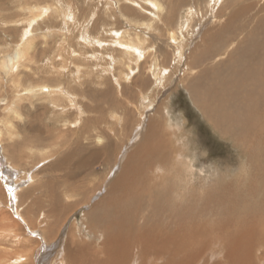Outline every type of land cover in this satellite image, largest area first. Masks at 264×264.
<instances>
[{
	"label": "rangeland",
	"instance_id": "rangeland-1",
	"mask_svg": "<svg viewBox=\"0 0 264 264\" xmlns=\"http://www.w3.org/2000/svg\"><path fill=\"white\" fill-rule=\"evenodd\" d=\"M162 2L165 10L158 12L156 0H0V62L15 52L19 43H28L15 73L7 74L0 69V153L18 170L13 174L14 179L29 180L28 174L34 176V182L24 188H30L31 196H21L19 209L29 226L40 230L46 239L45 243L39 237H30L29 227L8 207H12L11 195L1 181L0 172V264H10L18 256L24 258L21 264H108L104 238L98 232L101 228H94L90 220L92 204L98 197L107 196L105 192L121 169V156L115 164V148L134 141L136 136H129L136 129L142 139L134 147L144 145L146 138H151L140 157L145 158L148 150L156 151L160 153L156 160L162 164L152 167L168 169L162 171L159 179L149 174V180L155 184L150 188L152 195L164 193L176 198L177 193L188 195L197 190L194 200L220 202L218 211L226 208L222 205L226 201L236 208L235 216L241 208L235 201L243 190H254L249 197L254 200L252 205L258 206L254 209L264 203V157L259 165L250 152L253 136H257L254 132L258 134L260 128H255L254 135L250 134L244 141L235 142L234 136L223 135L216 128L214 123L220 122V118L214 116L212 121L195 104L199 97L195 90L202 73L230 59L224 53V58L216 61L221 56L210 59L207 57L210 53H206L212 33L223 20L218 18L214 22L212 16L197 15L195 7L201 6L196 0H187L186 5L181 0ZM198 2H204L203 10H206L208 0ZM220 2L226 6L230 0ZM191 7L195 13L188 18L187 8ZM41 9L49 11L40 16ZM171 37L180 42L173 44ZM244 38L245 33L238 36V40ZM31 42L33 47H29ZM131 47H138L139 52L137 49L132 54ZM180 48L181 60L176 58ZM226 48L229 49L226 46L223 52ZM155 60L159 69L164 68L165 76L161 79L153 75V66L148 68ZM212 73L216 76L217 69ZM38 84L62 85L72 95V102L67 103L63 96L54 101L43 93L34 96L23 92ZM256 94L250 88L232 101L234 105L245 106L249 96L254 103H262L264 98ZM77 102L84 112L81 118ZM144 102L147 107L142 106ZM149 104L153 105L148 107ZM257 109L253 111L264 116V108ZM12 110H19V114ZM122 122L130 133L118 131ZM79 128H87V132L78 131ZM114 130L118 131V137ZM106 135H110L109 139ZM77 136L82 137L85 145L96 144L101 137L104 143L111 142L112 150L106 153V159L85 164L78 157L80 152L72 155ZM86 146L88 151L87 154L82 151L83 156L89 155L92 148ZM125 148L129 147L125 145ZM76 149L80 151L79 146ZM5 160L6 169H10ZM187 160L195 162L192 170L195 179L193 185L184 189L188 180L181 165ZM201 168L209 179L200 177ZM4 172L8 175V171ZM141 177L146 180L148 175L144 172ZM142 211L148 213L145 207ZM39 246H43L40 258ZM78 249L84 251V256L77 255ZM218 249L220 245L213 244L203 254L209 256L210 250ZM255 254L264 258V248L259 247ZM132 260L122 264H132Z\"/></svg>",
	"mask_w": 264,
	"mask_h": 264
},
{
	"label": "bare ground",
	"instance_id": "bare-ground-1",
	"mask_svg": "<svg viewBox=\"0 0 264 264\" xmlns=\"http://www.w3.org/2000/svg\"><path fill=\"white\" fill-rule=\"evenodd\" d=\"M186 1L187 0H181L180 3L186 5ZM198 1L199 0H196L201 8L195 7V12H199L197 15L203 18L212 16L215 18L214 22H218V18L223 20V24L219 25V27L215 29V32L212 33L210 43L206 48V53H210L207 57L211 59L215 56H221L216 59L217 61L224 58L225 55L223 54L226 53L230 59L224 62L222 66L217 65L207 68L208 70L205 69L206 71L202 73L199 87L195 90L198 91L197 93L199 95L198 101H195V104L200 111L203 110L202 113L204 112L203 114H206L212 121L214 116L220 118V122L214 123L216 128L223 135L230 134V136H234V138L237 139L235 142L244 141L250 134L254 135L252 132L255 128H260L258 129V134L254 132L257 136H253L255 138L253 139V144H251L253 150L250 148L251 155L256 157V161L260 165L264 157V116L253 110H255V108H258L257 110L264 108V100L262 103H254L250 97L247 96L246 105L241 106L242 104L234 105L232 98L237 95L239 96L240 93L247 92L250 88L257 91L256 97L264 98V0H230V3L226 6L221 5L223 1L208 0L209 4H205L206 10H203L204 2L201 4ZM259 2L260 5H258ZM156 5L158 12L165 10L162 0H156ZM217 6L219 7L216 9ZM48 11L42 10L40 16L47 14ZM232 11H234L233 14ZM195 12L192 7L187 8L188 18H192ZM230 13L232 16H230ZM182 24L183 20L181 18L179 26L181 32L184 28ZM242 33H245V38L241 41L238 40V36ZM172 40L173 44L175 42H180L175 37H173ZM129 44L134 43L130 42ZM137 44L135 43V45ZM234 44L235 48L232 49ZM27 45V42L19 43L15 52L8 55L6 59L0 62V69H4L7 74L15 73L17 64L24 59ZM33 45L34 44L31 42L29 47H33ZM226 46L229 47V49L226 48L227 50L223 52ZM130 49L132 52L137 50L138 47H131ZM229 50L231 51L228 52ZM182 53L180 48L176 54V58H182ZM156 60L153 61L152 65L148 68H152L153 66V75L157 77V79H161L165 76L164 68L159 69V63ZM213 69H217L218 71L216 76L212 73ZM66 89H64L62 85L50 86L47 84H38L25 88L23 92L34 96L43 93L45 97H49L54 101H58L60 96H63L64 100L70 103V101L72 102V95H70ZM238 98L240 99V97ZM67 100H69V102ZM152 105L149 104L148 107ZM79 106L78 104V113L81 118L84 112ZM142 106L147 107V102H144ZM12 112L16 115L19 114V110H12ZM78 123L79 122L76 121V124ZM124 124L125 122L118 131H126ZM78 125L80 126V124ZM86 129L87 128H79L78 131L86 133ZM118 131L117 133L115 130L113 131L115 136H117ZM136 132L134 131L132 135L129 136V138H131L135 135L136 138L134 141H126L125 144H120L117 149L115 148V156L113 155V157L116 163H114L117 164L118 158L121 156V161L119 160L121 169L116 180L108 188V191L105 192V194L108 193L107 196L102 198L98 197L92 204L93 210L91 211L92 217L90 220L94 228H101V231L98 232H100L104 238V249L109 258L108 264H122L131 259H133L132 264H256V261H258L259 264V262L261 263V261H264V258L255 254L259 247L264 248V203L261 204L260 208L254 209V207L258 206L252 205L254 202L253 199L249 200V197L253 196L254 190H248L247 192L243 190L242 195L236 199L235 202L241 204L240 214L238 216L234 215L236 208H232L231 205L225 203L226 201L222 204L226 206V208L218 211L216 208L221 207L220 202L205 201L201 203L199 200H194V192L197 190L190 192L188 195L177 193L176 198L164 193L152 195L150 188L154 187L155 184L149 180V174L151 176H156L155 179H159L163 176L162 171L168 172V169L163 167V170L162 168L156 170L152 167L158 163L162 164L160 160H156L160 154L156 151L148 150L150 152H147L145 158L140 157L141 151L149 146L151 138H146L144 145L134 147L138 140L142 139V137L139 136L138 129H136ZM10 133L15 134L13 131H10ZM121 135H119V137ZM109 137L107 136L106 139H109ZM79 138L80 140H78ZM81 138L82 137L77 136V139L73 141V150L75 154L72 155L76 156V153L80 152L78 157L79 159L83 158L82 162L85 164L87 161L94 162L96 161L95 159L99 160L104 157L106 159V153L109 154V150H112V146H109L111 142L104 143L105 141L103 142V139L98 137V141L94 138L96 139V144L90 142L86 143V145L92 148L89 150V155L83 156L82 151L87 154L88 147L81 141ZM93 140H91V142ZM122 140H119V143L120 141L122 142ZM125 145L129 148L123 149ZM78 146L80 151L76 149ZM108 146L111 147V149H109ZM126 150L128 151L126 152ZM121 153L122 155H120ZM4 155V153H0V172L2 175L1 181L3 185L8 188L6 189L9 190V194L11 195L9 200L11 201L12 207L9 205L8 207L13 209L14 215L18 220L29 227L30 232H28V234L30 237H39L46 243V239H44L41 231L37 230V228H31L24 213L19 209V199L21 196L23 197L24 195L26 198H30L31 196L30 188L28 190H24V188L28 184L34 182V176L28 174L27 177L29 180L20 178L14 179L13 174L18 170L8 161L7 157V161L5 160L6 155ZM163 156L165 158V155ZM108 159L110 160L112 158L109 156ZM4 160L11 170L8 168L6 169ZM181 168L186 171V179L188 181L184 182V189H188L190 185H193L192 180L195 179V175L192 171L195 169V162L193 160H187L183 163V166L181 165ZM4 171H8V175ZM144 172L148 175L146 180L144 177H141ZM183 172L184 171L181 170V173ZM3 174H5V176H3ZM198 174L201 178L205 179L207 176L208 179L210 178L209 175H204L205 171L203 168L198 170ZM8 181L10 185L7 184ZM165 182L168 186L170 185L168 178L165 179ZM96 192H98V189ZM215 198L219 199V193L218 197ZM234 200L231 201L233 202ZM248 200L250 206H248ZM217 205L219 206L216 207ZM144 207L148 211L147 214L142 211ZM111 212L114 213L109 215ZM213 244L220 245V249L210 250L209 256L204 255L203 253L206 247ZM37 252V256L40 258L43 252V246H39ZM59 254H61V252H59ZM77 255L84 256V251L78 249ZM87 258L90 259V255H87ZM151 260L156 262L152 263ZM12 261L13 262L10 264H21L24 258L18 256V258ZM139 261H141V263H139ZM61 264H63V262H61Z\"/></svg>",
	"mask_w": 264,
	"mask_h": 264
}]
</instances>
